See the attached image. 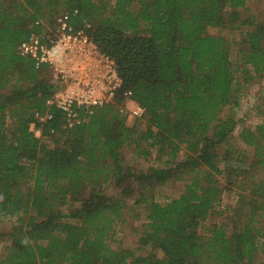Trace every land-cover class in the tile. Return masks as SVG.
I'll return each instance as SVG.
<instances>
[{"label": "trees", "instance_id": "obj_1", "mask_svg": "<svg viewBox=\"0 0 264 264\" xmlns=\"http://www.w3.org/2000/svg\"><path fill=\"white\" fill-rule=\"evenodd\" d=\"M248 1L0 0V222L10 223L0 233V264H257L264 257V21L241 18ZM64 14L114 59L122 78L116 100L92 114L79 109L73 128L47 104L61 88L50 66L20 53L32 36L53 40ZM227 28L240 31L239 81ZM242 79L262 80L263 118L253 127L238 128L226 115L239 103ZM126 91L145 108L132 123L119 111ZM40 116L51 117L37 137L31 124ZM156 149L167 160L145 170L125 156L147 161ZM171 181L183 182V191L159 199L158 188ZM225 191L237 194L230 222H213ZM128 200L144 212L134 249L111 239L127 222Z\"/></svg>", "mask_w": 264, "mask_h": 264}, {"label": "built area", "instance_id": "obj_2", "mask_svg": "<svg viewBox=\"0 0 264 264\" xmlns=\"http://www.w3.org/2000/svg\"><path fill=\"white\" fill-rule=\"evenodd\" d=\"M55 38L50 42L32 36L22 42L20 53L35 60L37 65L50 66L54 79L61 88L47 101L49 106L60 110L65 118V126L73 128L80 123L79 109H87L90 114L96 108L113 103L122 90V78L116 62L86 35L76 32L69 23V15L58 18ZM120 113L130 122L141 118L145 108L131 95L123 93ZM51 116H40L31 124V131L41 137L39 127Z\"/></svg>", "mask_w": 264, "mask_h": 264}, {"label": "rangeland", "instance_id": "obj_3", "mask_svg": "<svg viewBox=\"0 0 264 264\" xmlns=\"http://www.w3.org/2000/svg\"><path fill=\"white\" fill-rule=\"evenodd\" d=\"M241 18L242 19H248L251 18L253 22H260L264 21V0H249L247 3V6L245 9H242L240 11ZM248 26L244 27L243 30H247ZM224 34L228 41L231 44L232 48V58H233V72L235 75V79L239 81L241 78H239V75H241V71L237 69L235 62V51L237 50V42L240 40V31L239 30H232L230 28H227L224 31ZM241 95L239 100V103L237 106L229 107V109L226 110V115L233 113L236 119L238 120V128L242 126H255L256 124L260 123L262 121L261 115L257 112V107L261 104V96H262V80L255 79L252 82H249L248 84H243V79L241 80ZM134 120L130 121L132 123ZM238 133L236 132V135ZM240 146V147H239ZM235 147L237 149H242L243 144L239 141L238 138L235 139ZM249 151V149H248ZM125 156L128 160V163L133 165L136 170L139 169H147L149 166H162L164 162L167 160V157L165 155H160L156 150L152 152V154L149 156L148 160L143 159H134L133 156H131V153L127 151L125 153ZM184 183L180 181H171L165 186H161L158 188L157 196L159 199H162L165 201L166 199H169L171 197L177 196L179 193L183 191ZM106 193L110 196L117 195L118 191L114 189L112 186L106 187ZM128 206L126 207V212L124 214V218L127 220L126 223H120L118 222V225H116V233L112 236V241L114 247L117 246H123L128 247L131 249H134L137 244L138 236L136 235V226L138 222H141L144 217L143 213H138V209L132 206V200H128ZM237 203V194L234 191H225L223 194L222 199V214H217L212 217L213 222H230V216L233 213H230V209L234 208ZM136 218V219H134ZM10 228V223L8 222H0V233L6 232ZM138 230V229H137ZM1 243V242H0ZM2 244H0V252H1ZM257 264H264V257L259 256L257 260Z\"/></svg>", "mask_w": 264, "mask_h": 264}]
</instances>
